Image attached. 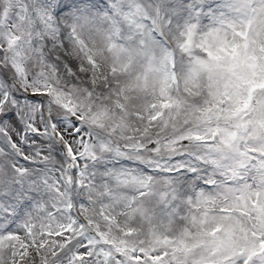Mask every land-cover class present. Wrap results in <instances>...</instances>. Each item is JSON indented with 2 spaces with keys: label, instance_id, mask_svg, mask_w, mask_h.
Here are the masks:
<instances>
[{
  "label": "snow or ice",
  "instance_id": "snow-or-ice-1",
  "mask_svg": "<svg viewBox=\"0 0 264 264\" xmlns=\"http://www.w3.org/2000/svg\"><path fill=\"white\" fill-rule=\"evenodd\" d=\"M0 264H264V0H0Z\"/></svg>",
  "mask_w": 264,
  "mask_h": 264
}]
</instances>
